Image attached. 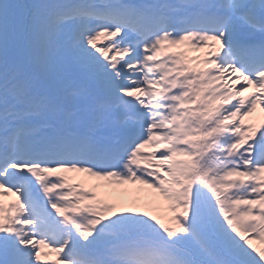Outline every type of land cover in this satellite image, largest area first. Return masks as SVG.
Segmentation results:
<instances>
[{
	"label": "snow or ice",
	"instance_id": "obj_1",
	"mask_svg": "<svg viewBox=\"0 0 264 264\" xmlns=\"http://www.w3.org/2000/svg\"><path fill=\"white\" fill-rule=\"evenodd\" d=\"M253 241L264 0H0V264H264Z\"/></svg>",
	"mask_w": 264,
	"mask_h": 264
},
{
	"label": "rangeland",
	"instance_id": "obj_2",
	"mask_svg": "<svg viewBox=\"0 0 264 264\" xmlns=\"http://www.w3.org/2000/svg\"><path fill=\"white\" fill-rule=\"evenodd\" d=\"M257 115H260V113L259 112H256L255 114H254V117H257ZM252 118L253 120H255V118ZM92 185H90V187H91ZM123 200H125V198L123 197ZM126 202V201H125ZM157 214H160L163 218H165L166 219V217H167V215L169 214L170 215V213H166V212H164L163 210H161V211H158V213ZM168 222H170V221H168ZM253 243L254 244H256L257 246L258 245H260L261 247H264V245H262L259 241H253Z\"/></svg>",
	"mask_w": 264,
	"mask_h": 264
},
{
	"label": "trees",
	"instance_id": "obj_3",
	"mask_svg": "<svg viewBox=\"0 0 264 264\" xmlns=\"http://www.w3.org/2000/svg\"><path fill=\"white\" fill-rule=\"evenodd\" d=\"M258 246H260V245H258ZM261 247V246H260Z\"/></svg>",
	"mask_w": 264,
	"mask_h": 264
}]
</instances>
